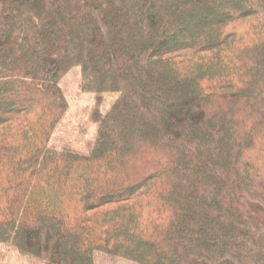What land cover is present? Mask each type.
Returning <instances> with one entry per match:
<instances>
[{
    "label": "trees",
    "instance_id": "trees-1",
    "mask_svg": "<svg viewBox=\"0 0 264 264\" xmlns=\"http://www.w3.org/2000/svg\"><path fill=\"white\" fill-rule=\"evenodd\" d=\"M75 66L88 155L49 146ZM0 245L264 264V0H0Z\"/></svg>",
    "mask_w": 264,
    "mask_h": 264
},
{
    "label": "rangeland",
    "instance_id": "rangeland-1",
    "mask_svg": "<svg viewBox=\"0 0 264 264\" xmlns=\"http://www.w3.org/2000/svg\"><path fill=\"white\" fill-rule=\"evenodd\" d=\"M59 86L68 108L56 126L49 146L57 149L66 147L82 155H88L93 147L98 124L114 103L116 94L84 93L81 90V71L78 66L73 67L60 80ZM94 262L95 264H134L98 252L94 253ZM0 264H43V262L20 256L11 247L0 245Z\"/></svg>",
    "mask_w": 264,
    "mask_h": 264
}]
</instances>
